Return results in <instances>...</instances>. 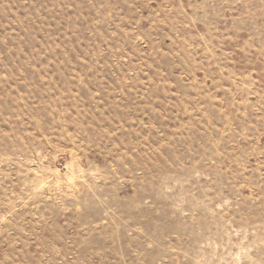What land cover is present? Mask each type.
I'll return each mask as SVG.
<instances>
[{"label": "rangeland", "instance_id": "obj_1", "mask_svg": "<svg viewBox=\"0 0 264 264\" xmlns=\"http://www.w3.org/2000/svg\"><path fill=\"white\" fill-rule=\"evenodd\" d=\"M0 264H264V0H0Z\"/></svg>", "mask_w": 264, "mask_h": 264}]
</instances>
